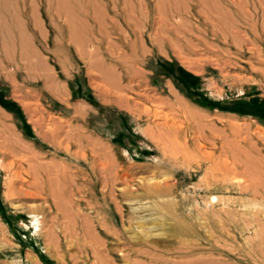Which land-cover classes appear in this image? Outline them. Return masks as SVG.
<instances>
[{
  "label": "rangeland",
  "instance_id": "374dc122",
  "mask_svg": "<svg viewBox=\"0 0 264 264\" xmlns=\"http://www.w3.org/2000/svg\"><path fill=\"white\" fill-rule=\"evenodd\" d=\"M0 1V264H94L84 218L113 264H264V0H96L85 47L57 1Z\"/></svg>",
  "mask_w": 264,
  "mask_h": 264
},
{
  "label": "bare ground",
  "instance_id": "6f19581e",
  "mask_svg": "<svg viewBox=\"0 0 264 264\" xmlns=\"http://www.w3.org/2000/svg\"><path fill=\"white\" fill-rule=\"evenodd\" d=\"M3 1V0H2ZM6 1V0H5ZM15 1V0H14ZM13 1V2H14ZM55 2L57 1L59 4H60V13L62 14V15H64V17L63 18H65V21H66V23H67V28H68V30L67 31H69V35H70V37H71V39H73V41H75L76 42V44H78L80 47H85V43H86V39H85V36H86V34L87 33H89L90 32V29H91V27L89 26V24H87L86 22V20H89L90 19V21L92 22V24H94V25H96V26H100V27H102L103 28V22H102V20H101V18H103V16H105V14H104V12H103V10H102V7H100V4H98V2H96V0H83V2H84V4H85V6L83 5H79V3H78V1L77 0H72V1H69V0H54ZM157 1V3L158 2H161V1H163V0H156ZM175 1H177V0H175ZM175 1H172L171 0V2H175ZM179 1H181L182 2V0H178L176 3H178ZM1 2V1H0ZM15 2H17V0L15 1ZM71 2H73V4H75L76 5V7H77V10H78V13H80L81 12V10H82V14H83V17L85 18V19H83V18H78V15H74L73 13H72V7H75V6H73V5H71ZM127 2V1H126ZM157 3H156V7H157ZM159 4V3H158ZM162 5H163V3H162ZM173 5H175V3H173ZM180 5V4H179ZM176 6V5H175ZM161 8V7H160ZM76 10V11H77ZM159 10V9H158ZM163 11V10H162ZM160 12V11H159ZM80 13V14H81ZM34 17V16H33ZM35 18V17H34ZM180 21V23H181V20H180V18L179 19H177V17H174L173 16V19H172V17H171V21ZM173 22V23H174ZM177 23V22H176ZM179 23V24H180ZM175 24V23H174ZM173 26V25H172ZM179 26V25H178ZM183 26V24L180 26V28ZM171 27V26H170ZM175 28V27H174ZM180 28H179V30H180ZM184 28V27H183ZM92 32V31H91ZM92 34V33H91ZM188 43V42H187ZM171 45V44H170ZM190 46V45H189ZM188 47V46H187ZM87 50L89 51L88 53H87V57L89 58H91V56L92 57H95L94 56V49H93V47L92 46H88L87 47ZM87 52V51H86ZM35 54V53H34ZM36 55V54H35ZM37 56V55H36ZM97 57V56H96ZM97 59V58H96ZM95 62H96V60H95ZM184 63V62H183ZM39 64H40V66H44V64H43V62L40 60L39 61ZM96 64V63H95ZM98 65H97V67L99 68L98 70H99V73H100V79H101V81H102V83L104 82V83H110V84H112V86H113V90H114V93L112 92V94H114V95H117L118 94V92L120 91V89H121V86H120V82H118V79H117V77H118V75L117 74H115V69L113 70L112 68H110L109 66H106V65H104L102 62H98L97 63ZM96 66V65H95ZM116 75H117V77H116ZM99 76V75H98ZM49 79V78H48ZM52 78H50L48 81H47V79H46V81H45V85H47V86H53L52 84H54V81L52 80ZM109 85V84H108ZM108 88V87H107ZM104 89H105V87H104ZM109 89V88H108ZM101 90H103V87H102V89ZM103 91H105V90H103ZM102 91V92H103ZM122 92V91H121ZM105 93V92H104ZM108 93V92H107ZM169 93H170V95L174 98V101H175V105L174 106H177V111L179 112V114L181 115V117H183L184 119L186 118V120L188 121V122H192V121H194L195 119V117L197 116L190 108H189V106H187V104L186 103H184V101L183 100H181V99H179L178 97H177V95L174 93V91H173V89L171 88V87H169ZM120 100H121V98H120ZM126 100V99H125ZM120 102H122V100L120 101ZM123 103V102H122ZM119 106V105H118ZM123 106V105H122ZM127 106V105H126ZM120 107V106H119ZM85 108L83 107V106H78V107H76V108H74V112L76 113V114H81V113H83L85 110H84ZM83 116V115H82ZM154 116V115H153ZM0 119H1V121L4 123L5 122V117H3V116H1L0 117ZM186 121V122H187ZM185 123V122H184ZM2 124V123H1ZM4 125V127H5V124H2V126ZM161 126V125H160ZM180 126H178L177 127V125L175 124V121L174 120H166V122L165 123H163V125H162V129L166 132V133H168V134H164L165 136L167 135L168 136V138H169V140H167L168 142H170V143H168L169 144V146L170 145H172V146H175V148H173V151H172V149H171V152H169L170 153V155L171 156H173L174 157V155H176L175 157L177 158V156H180V157H182V158H185L186 156H188L187 155V153L189 154V156H191V154H190V149H189V145H187V142H185V135L186 134H184V135H182V132L180 131V129L181 128H179ZM6 128V127H5ZM162 129H160V131L162 130ZM162 130V131H163ZM232 131H235L236 133H233L234 135H235V137L237 136V138L240 136V134H239V132H238V129L237 130H232ZM238 132V133H237ZM164 133V132H163ZM182 135V136H181ZM165 136H163L164 138H166ZM259 136V135H258ZM182 137V138H181ZM260 137H261V135H260ZM171 138V139H170ZM240 138H241V136H240ZM167 139V138H166ZM245 139H243V141H244ZM14 140H12V141H10V143L11 142H13ZM182 141V142H181ZM229 142V141H228ZM245 142V141H244ZM233 143V151H232V153H233V158H234V160L236 161V162H241L242 163V165L243 166H246V164H251V165H253L252 167H253V169L255 168V165H254V163H256V162H254L253 164L251 163L252 161H250L251 160V155L249 154V153H247L245 150H244V148H242V146L240 145V143L238 142V143H234V142H232ZM12 144V143H11ZM167 144V143H166ZM190 145H195V143L193 142V143H190ZM247 145H249V144H247ZM172 148V147H171ZM196 149V148H195ZM200 149V148H199ZM199 149H196V152H198L197 150H199ZM249 149L251 150V149H254V146L253 145H249ZM167 150V149H166ZM222 151V150H221ZM164 152H166V151H164ZM168 152H166V154H167ZM199 153V152H198ZM103 155H105V157H107L108 158V154L104 151V153H103ZM200 156L205 160H209V159H211L210 157L212 156V154H210V153H200ZM193 157V155L191 156V158ZM253 157V156H252ZM182 158H181V160H182ZM173 159H175V158H173ZM190 160V159H189ZM252 160H254V159H252ZM255 161V160H254ZM219 163H220V161H219ZM225 162H224V164H221V169L220 168H218V171H220V170H224L225 171V169H227L228 167H225ZM220 169V170H219ZM228 170H226V172H227ZM221 172V171H220ZM225 172V173H226ZM223 173V172H222ZM228 173V172H227ZM232 175V174H231ZM236 176H237V174H236ZM51 182H54V181H50V183ZM51 185H52V183H51ZM54 185V184H53ZM53 187V186H52ZM57 188V187H56ZM51 189V188H50ZM52 190V189H51ZM50 190V191H51ZM50 193V192H49ZM55 193V192H54ZM55 195V194H54ZM162 195V194H161ZM52 196V195H51ZM217 198L216 197H212L211 198V202H215V200H216ZM218 201V200H217ZM56 204V203H55ZM57 206V205H56ZM58 208V207H57ZM80 213V212H79ZM87 219V218H86ZM85 218L84 219H82V222H83V220H84V222H83V224H82V226H81V230L83 229V233L84 234H86L85 236H86V240H87V238H88V240L90 241V242H92L93 244L92 245H90V247L92 248V255H93V257H94V264H113V262H111L107 257V254H105L104 252H106V251H104L103 252V254L99 251V250H97L93 245H95V244H97L98 245V241H97V239H96V236L93 234V231H92V229H90L89 227L90 226H88L87 225V222H85V220H86ZM88 224H90V222L88 221ZM95 232V231H94ZM83 239H84V236H83ZM88 241V242H89ZM91 244V243H90ZM100 245V244H99ZM102 245V244H101ZM106 253H108V252H106ZM107 258V259H106Z\"/></svg>",
  "mask_w": 264,
  "mask_h": 264
}]
</instances>
